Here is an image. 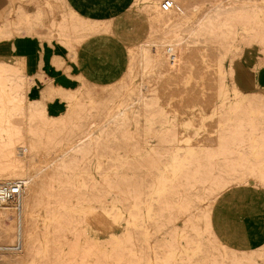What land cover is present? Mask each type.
Returning a JSON list of instances; mask_svg holds the SVG:
<instances>
[{
	"label": "rangeland",
	"instance_id": "374dc122",
	"mask_svg": "<svg viewBox=\"0 0 264 264\" xmlns=\"http://www.w3.org/2000/svg\"><path fill=\"white\" fill-rule=\"evenodd\" d=\"M135 1L126 0L111 11L94 12L74 0H11V17L7 25L0 23V30L8 28L9 31L0 36V41L35 38L45 52L49 46H62L66 55L55 54L52 62L77 79L78 84L68 89L56 83L58 90L82 91L81 80L86 76L73 74L68 61L77 60L79 48L87 39L112 34L122 39L125 32L132 31L135 45L138 40L154 37L153 26L138 9L131 17L133 24L126 23L130 17L128 8ZM7 2L1 0L0 20ZM256 8L257 12L224 29L217 28L233 36L243 27L238 42L212 38L207 42L205 53L195 51L181 60L160 46L163 62L158 65L157 76L148 80L159 78L164 82L161 89L154 84L165 102L149 105L144 100V109L137 110L132 122H125L120 110L112 111L120 115L111 126L112 132L119 136L117 141L128 153L119 159H115L116 153H110L108 162L101 160L98 180L90 173L89 163L94 158L91 148L77 153V188L72 201L77 211V229L71 226L73 216L63 215V222L57 227L59 236L49 237L46 254L36 236H30L27 245L17 240L11 249L2 233L0 248L4 250H0V264L1 255L10 250L13 254L8 259L12 264H32V259L38 264H264V192H260L264 188V147H260L264 138L261 120L264 86L248 91L241 89L248 99L263 103L253 113L246 110L232 113L229 104L217 101L228 81L235 77V73L226 77L220 71L228 72L234 67L237 80L239 69L264 70V2L257 3ZM37 15L41 26L32 29L30 22ZM46 33L49 38L44 37ZM116 37L112 38L129 59L133 54H128ZM231 50L233 55L229 56ZM45 57L43 53L44 62ZM7 73L29 82L27 93L36 99L45 86V78L49 79L40 78L39 72L30 75L22 56H0V168L16 167L21 158L19 150L25 153L28 163L36 162L35 157L41 150L51 152L54 146L49 144L52 143L50 136L43 132V123L63 124L70 109L77 115L95 107L87 99L98 93L97 86L103 85L90 80V88L85 87L73 107L59 97L50 100L52 116L43 120L41 116L31 118L17 112L18 104L11 99L9 104H3V89L13 82L5 77ZM40 82L38 92L35 88ZM171 88L180 90L171 91ZM185 89L197 99L215 100L217 111L214 113L205 105L207 118L204 120L195 110L184 114L187 104L179 98ZM130 93L133 95L134 91ZM226 94L233 99L231 91ZM169 96H175L174 106L168 105ZM6 135L9 141H5ZM109 164L115 165L116 170L108 169ZM173 167L176 169L172 172ZM107 169L108 174L103 175ZM251 178L253 184L249 183ZM58 179L62 181H59L62 188H69L68 181L60 176ZM252 189L257 192L250 193ZM94 213L108 220L114 230L95 234L91 228L83 227L85 218ZM132 218L137 224L131 222Z\"/></svg>",
	"mask_w": 264,
	"mask_h": 264
},
{
	"label": "bare ground",
	"instance_id": "6f19581e",
	"mask_svg": "<svg viewBox=\"0 0 264 264\" xmlns=\"http://www.w3.org/2000/svg\"><path fill=\"white\" fill-rule=\"evenodd\" d=\"M10 1L5 17L0 20V23L6 25L13 10ZM166 1L171 2V6L167 9L163 7ZM260 2H264V0H136L128 8L130 17L126 20V23L128 25L133 24L131 17L135 14V9H138L153 26L154 37L138 40L134 45V38L131 36L132 31L125 32L122 39L112 34V37H116L124 45L128 54H133L129 59L126 58V65L122 70L121 76L114 81L97 86L96 90L98 93L94 97L87 99L88 104L93 105L95 103V107H90L91 109L77 115L74 114V110L71 111L70 109L69 114L63 118V124L43 123L45 129L43 132L45 135L50 136L49 142L52 141V143L49 144L54 146L51 152L41 150L38 156L35 157L36 162L28 163L25 153L19 150L18 154L21 158H19L16 167L5 166L0 168V185L13 186L14 184H21L22 186L19 198L12 200L0 199V234L6 235V238L3 239L11 244L9 248L14 249L17 240L23 245L25 243L27 245L28 238L36 236L41 241L43 252L46 254L50 245L47 242L49 237L59 236L57 227L63 222V215H72L71 226L73 229H77V211L72 203L75 200V189L77 188V153H82L85 149L91 148L94 158L89 163L92 169L90 173L94 176V180H98L101 160L108 162L111 158L110 153H116L115 159H119L122 154L127 152L125 151V146L120 141H117L119 136L112 132L111 126L120 116L118 113L113 114L112 111L115 109L120 110L119 113L124 115L125 122H132L136 117L135 113L137 110L144 109V100L147 99L146 104L149 105L151 103L158 105L165 102L164 98H160L154 84L156 82L157 87L160 88L164 82L159 81V78L155 79L156 81H150L157 76L158 65L163 62V52L158 50L160 46L166 47L170 50V53H174L173 57L181 60L182 57L191 56L195 51H203L205 53L207 42L210 39L218 41L219 39L221 41L225 39L231 42H238L237 38L241 35L240 30H243V27L233 36H227L224 31L219 32L217 28L223 27L224 29V27L231 25L232 22L247 14L250 15L257 12L256 6ZM160 9L162 11H159ZM38 26H41L40 15H37L30 22L32 29ZM7 30L8 28L0 30V36L5 34ZM44 37L49 38L50 35L46 33ZM219 50L218 53H222L221 49ZM43 51L40 52L38 73L40 78L46 76L43 71ZM232 55L233 51L231 50L229 56ZM71 56H74V54H71ZM219 73L226 77L235 73V77L228 81V84L217 99L218 102L229 104L232 113L245 110L253 113L254 109H261L262 102L248 99L246 94L242 92L236 80L234 67L228 72L220 71ZM5 77L13 82H11V86H6L3 89V104H9L11 99L18 104L17 112L25 113L31 118L41 116L43 120L52 116L48 106L50 100L59 97L68 106L73 107L77 105V98L80 93H83L85 87L90 88V80L85 77L81 80L82 91L78 89L77 91L68 90V92L61 89L58 90L59 87L52 79L45 78V86L40 93V97L36 99L27 93L29 82L21 81L18 76L10 73H7ZM148 78L151 79L148 80ZM191 78L192 76L189 77V80ZM201 79H204V77L201 76ZM11 90H15V92L13 93ZM175 90L180 89L171 88V91ZM131 91H134L133 95L130 93ZM226 91H231L233 99L229 98ZM188 92L185 89L181 98H179L181 103L187 104L184 114L188 115L189 110H195L200 113L201 119L204 120L207 118V115H204L205 105H209L214 113L217 111L215 100L210 98L209 100L208 98L200 100L199 97L197 99ZM174 101L175 96L168 97L169 106H174ZM175 112H178V110H175ZM78 115L79 118L77 119ZM161 116L164 117V112H162ZM194 120L195 118L193 117L192 121ZM261 120L264 121V114ZM65 121L69 122L66 123ZM250 121L254 123L252 117ZM262 126H264L263 123ZM51 129H58V131H50ZM5 141H9V135L5 136ZM253 141H256V138ZM46 143L47 141L45 140L44 144ZM260 147H264V138ZM87 158L85 157V159ZM23 164H26L24 169L21 168ZM108 169L115 171L116 166L109 164ZM108 169L103 175L108 174ZM175 169L173 167L171 171L173 172ZM166 172H170V169L166 168ZM58 176L69 182V188L65 190L61 187L59 182L61 180L58 179ZM27 177L30 179L25 180ZM249 183L253 184L252 178ZM256 192L253 189L250 191V193ZM260 192H264V188ZM131 220L132 223L137 224L135 219L132 218ZM82 226L91 228L95 234H106L108 231L114 230L113 225L98 213L87 216ZM57 242V244L61 245L60 241ZM63 249L65 250V248ZM0 250H4V248L1 247ZM12 254V250H10V253H3L1 255L3 257L1 264H12V260L8 259ZM58 261H61V258ZM31 263L38 264L36 259H32Z\"/></svg>",
	"mask_w": 264,
	"mask_h": 264
},
{
	"label": "crops",
	"instance_id": "0c3cea01",
	"mask_svg": "<svg viewBox=\"0 0 264 264\" xmlns=\"http://www.w3.org/2000/svg\"><path fill=\"white\" fill-rule=\"evenodd\" d=\"M4 10V17L9 9ZM81 7L94 12H107L119 8L126 0H74ZM2 3L0 0V12ZM3 17V18H4ZM3 18L1 20H3ZM41 51H43L39 40L30 37H19L11 41H0V56H11L17 54L25 58L26 70L30 75L39 72ZM44 62V73L49 79L63 88H74L78 81L70 76L63 68H58L52 62L53 56L66 55L62 46H49ZM73 74L82 73L86 78L97 83L106 84L118 78L120 72L126 65V54L123 53L121 45L112 36L100 35L87 39L79 48L77 60L68 61ZM237 81L242 90H253L258 86H264V70L253 71L247 68L239 69ZM42 83L35 88L40 92Z\"/></svg>",
	"mask_w": 264,
	"mask_h": 264
},
{
	"label": "built area",
	"instance_id": "2783aa9c",
	"mask_svg": "<svg viewBox=\"0 0 264 264\" xmlns=\"http://www.w3.org/2000/svg\"><path fill=\"white\" fill-rule=\"evenodd\" d=\"M171 6L170 1H166L163 4V7L167 9ZM22 186L21 184H14L11 185H0V199L5 200H12L19 198V195L21 194Z\"/></svg>",
	"mask_w": 264,
	"mask_h": 264
}]
</instances>
